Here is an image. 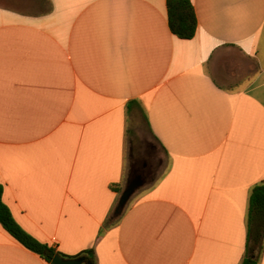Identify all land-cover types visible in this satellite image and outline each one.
<instances>
[{"label": "crops", "instance_id": "crops-1", "mask_svg": "<svg viewBox=\"0 0 264 264\" xmlns=\"http://www.w3.org/2000/svg\"><path fill=\"white\" fill-rule=\"evenodd\" d=\"M191 1L197 33L183 39L168 0H0L2 200L56 251L93 249L95 264L247 256L264 183V0ZM140 118L167 161L113 223ZM0 264L50 262L0 223Z\"/></svg>", "mask_w": 264, "mask_h": 264}, {"label": "trees", "instance_id": "trees-1", "mask_svg": "<svg viewBox=\"0 0 264 264\" xmlns=\"http://www.w3.org/2000/svg\"><path fill=\"white\" fill-rule=\"evenodd\" d=\"M167 7L169 24L172 32L183 39L193 38L197 33L198 20L192 1L168 0ZM147 159L145 153L140 149V146H135L133 144L131 150L132 171L147 176V170L150 168ZM148 174H152V171ZM2 190L3 188L0 185V223L2 226L27 248L39 253L48 262H51L52 258L58 251L49 244L41 242L21 227V225L15 220L9 206L3 202ZM122 214L115 215L113 213L111 215L112 222L116 223ZM248 223L249 248L247 256L241 264H260V259L264 251V183L258 184L252 189ZM63 255L66 257H72L65 254ZM78 256H83L87 260L95 263V252L93 249L85 250Z\"/></svg>", "mask_w": 264, "mask_h": 264}, {"label": "rangeland", "instance_id": "rangeland-1", "mask_svg": "<svg viewBox=\"0 0 264 264\" xmlns=\"http://www.w3.org/2000/svg\"><path fill=\"white\" fill-rule=\"evenodd\" d=\"M134 130L136 132V135L134 136V145L140 146V149L145 153V156L148 158L147 160L150 164L148 173L152 171V174L149 175L148 178H151L154 174L158 175L161 170V165L164 161H167L165 153L157 141L152 137L145 121L142 118H140L137 124H135ZM130 200L129 202H132L133 198ZM129 202L127 203L126 207L128 206Z\"/></svg>", "mask_w": 264, "mask_h": 264}, {"label": "water", "instance_id": "water-1", "mask_svg": "<svg viewBox=\"0 0 264 264\" xmlns=\"http://www.w3.org/2000/svg\"><path fill=\"white\" fill-rule=\"evenodd\" d=\"M144 183H145V179L140 174H134L130 177L127 186L124 189L123 193L121 194V197L115 209V215H120L123 213L131 197ZM50 264H95V263L87 260L83 256L66 257L60 252H57L52 258Z\"/></svg>", "mask_w": 264, "mask_h": 264}]
</instances>
